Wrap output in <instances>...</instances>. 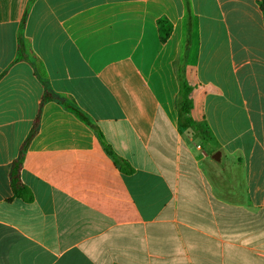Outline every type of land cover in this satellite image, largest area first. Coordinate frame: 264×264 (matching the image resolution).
Listing matches in <instances>:
<instances>
[{
  "label": "crops",
  "instance_id": "1",
  "mask_svg": "<svg viewBox=\"0 0 264 264\" xmlns=\"http://www.w3.org/2000/svg\"><path fill=\"white\" fill-rule=\"evenodd\" d=\"M0 264H264V0H0Z\"/></svg>",
  "mask_w": 264,
  "mask_h": 264
},
{
  "label": "trees",
  "instance_id": "2",
  "mask_svg": "<svg viewBox=\"0 0 264 264\" xmlns=\"http://www.w3.org/2000/svg\"><path fill=\"white\" fill-rule=\"evenodd\" d=\"M159 26H160V32H161L162 39L166 40L171 33L172 27L169 21H167V19H160ZM191 90H192L191 86L183 79L182 92L179 97V106H180L181 112L183 113L184 120L190 125H195V122L190 117V111L192 108V100L190 97ZM34 133H35V129L31 132L27 141L23 144L21 151H20L19 158L13 163L12 171H11L12 189L18 197L23 198L25 201L32 200V193L24 184H22L21 179H20V170L22 167V161H23L26 148L28 146L30 139L34 135ZM106 150L110 155L112 154L108 147H106ZM117 164L126 173H130L133 171V168L127 161H117Z\"/></svg>",
  "mask_w": 264,
  "mask_h": 264
},
{
  "label": "water",
  "instance_id": "3",
  "mask_svg": "<svg viewBox=\"0 0 264 264\" xmlns=\"http://www.w3.org/2000/svg\"><path fill=\"white\" fill-rule=\"evenodd\" d=\"M219 155H220V153L218 152V153L214 156V158L217 159V160H219Z\"/></svg>",
  "mask_w": 264,
  "mask_h": 264
}]
</instances>
